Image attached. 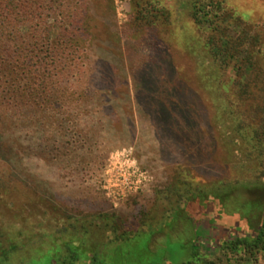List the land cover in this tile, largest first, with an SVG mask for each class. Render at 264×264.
I'll return each instance as SVG.
<instances>
[{
    "label": "rangeland",
    "instance_id": "1",
    "mask_svg": "<svg viewBox=\"0 0 264 264\" xmlns=\"http://www.w3.org/2000/svg\"><path fill=\"white\" fill-rule=\"evenodd\" d=\"M55 1L50 23L82 32L74 55L93 72L85 85L57 78L45 110L3 95L0 254L49 264L56 242L78 240V264L93 255L100 264H180L194 234L165 223L186 191L222 183L263 194L264 59L257 84L242 86L205 47L191 0ZM225 1L238 17L234 36L247 14L264 49V0ZM132 170L144 174L137 191L122 182ZM202 230L198 249L212 264H264V251L233 253Z\"/></svg>",
    "mask_w": 264,
    "mask_h": 264
},
{
    "label": "trees",
    "instance_id": "2",
    "mask_svg": "<svg viewBox=\"0 0 264 264\" xmlns=\"http://www.w3.org/2000/svg\"><path fill=\"white\" fill-rule=\"evenodd\" d=\"M55 2L0 0V107L3 106V95H7L10 96L7 99L9 102L21 100L37 104L45 110L52 100L48 95L54 89L57 78L78 75L80 85L90 80L93 71L85 66L83 58L74 55L80 54L84 46L82 32L50 23L55 13ZM191 6L194 23L200 31L208 33L205 47L210 54L222 65H233L240 75L242 86L257 84L255 77L260 74L259 63L264 59V49L261 48V36L247 22V14L242 13V33L235 37L233 33L238 26V17L225 0H191ZM58 12L59 18H66L64 11ZM72 16L79 17L78 13ZM85 77L87 80H84ZM36 92L43 98L35 97ZM181 117H186L185 112ZM246 190L251 192L250 196ZM260 190L255 185L248 188L243 184L220 183L199 186L196 192L186 191L188 194L181 197L185 203L173 209L172 216L177 218L171 216L165 223L166 228L182 223L181 230L185 227L194 234L189 239L191 248L188 257L180 264H212L198 249L202 237L197 233L204 232V228L218 232V246L227 247L233 253L242 249H248L254 255L264 251V191L260 196L252 194ZM0 235L3 234L0 232ZM61 241L55 243L59 252L49 264H78L80 258L72 250L78 248V240L75 243L71 241L75 247ZM187 242L183 243V247ZM62 244L69 248L73 257L64 255ZM10 255V252L2 251L0 264H10ZM97 258L99 256L86 257V264H100Z\"/></svg>",
    "mask_w": 264,
    "mask_h": 264
},
{
    "label": "built area",
    "instance_id": "3",
    "mask_svg": "<svg viewBox=\"0 0 264 264\" xmlns=\"http://www.w3.org/2000/svg\"><path fill=\"white\" fill-rule=\"evenodd\" d=\"M143 175H144L143 173L139 174L138 171H135V170L125 172V174L121 175V177L123 178V181H122L123 185L129 191H132V190L137 191L141 186V183H142L141 178Z\"/></svg>",
    "mask_w": 264,
    "mask_h": 264
}]
</instances>
